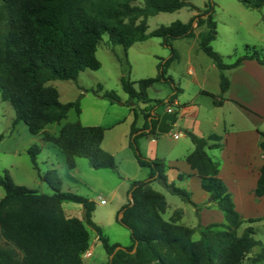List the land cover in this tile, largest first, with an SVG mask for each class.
<instances>
[{
	"label": "trees",
	"instance_id": "obj_1",
	"mask_svg": "<svg viewBox=\"0 0 264 264\" xmlns=\"http://www.w3.org/2000/svg\"><path fill=\"white\" fill-rule=\"evenodd\" d=\"M0 4V97L11 105L15 112L13 126L23 122L33 135L57 147L65 156L70 170L77 166V159H86L93 169L117 170L115 157L103 149L106 129L99 126H84L80 121L67 123L58 135L46 128L61 124L70 111L81 115V95L76 101L62 103L54 81L77 82L85 70L98 71L101 62L97 49L103 36L109 37L111 52L119 59L115 48L121 46L127 56L131 47L151 38L161 39L171 50V57L159 64L155 78L132 83L121 79L128 101L123 105L133 107L136 102L147 105L142 115L144 126L137 127L138 113L133 107L135 121L131 127L130 147L140 167L150 170L146 181H134L130 193L132 201L123 207L120 222L130 230L132 244L122 248L111 244L100 226L93 222L95 203L88 198L62 192V181L56 170L41 174L37 156L41 150L32 146L28 153L42 181L53 194H40L35 190L17 185L10 174L0 175V187L5 191L0 200V264H86L84 256L91 247V235L87 225L97 232L108 261L102 264H244L250 252L260 242L255 239L253 227L239 235L244 221L235 208L232 195L220 178L221 163L214 160L208 151L222 148V138L217 134L199 137L186 131L194 150L185 162L201 179V187L212 203L223 212L225 223L211 224L196 233L180 223L181 216L165 220L168 203L163 193L151 184L159 182L171 195L199 208L191 200V194L170 182L171 169L164 161L144 157L139 149V140L158 136L159 109L172 107L183 90L169 76L171 66L180 60L173 43L182 39H197L199 49L207 55L220 72L221 95L231 86L226 71L240 68L247 61H255L264 69V54L250 49L239 56L233 64L225 63L214 51L212 43L217 39L218 27L214 18V5L188 23L176 21L149 32L148 20L161 13H175L183 8L194 7L192 0H145V5H134L136 0H1ZM249 9H261L264 0H240ZM4 24V31L1 30ZM201 29L197 35L196 30ZM172 86L173 93L167 100L154 101L148 90L156 83ZM138 84V89L135 85ZM111 104L121 100L115 92H105L102 86L91 90ZM154 103V105H150ZM221 101L215 100L220 106ZM156 112V114H153ZM177 115V113H175ZM260 148L264 154V132ZM255 197H264V165L254 190ZM71 202L82 205L85 221L67 217L63 204ZM264 260V254L253 263Z\"/></svg>",
	"mask_w": 264,
	"mask_h": 264
},
{
	"label": "rangeland",
	"instance_id": "obj_2",
	"mask_svg": "<svg viewBox=\"0 0 264 264\" xmlns=\"http://www.w3.org/2000/svg\"><path fill=\"white\" fill-rule=\"evenodd\" d=\"M134 5L143 7L145 0H136ZM191 5L194 9L186 7L175 13H161L149 18V32L161 26L168 27L176 21L188 23L196 15L202 14L210 5H214L218 35L212 43V48L223 57L225 63L233 64L239 56L247 53L248 47L264 54V7L249 9L240 0H192ZM4 29V24H1V30L4 31ZM200 31L201 29H197L196 34L198 35ZM108 42L109 37L103 36V42L97 49V58L101 62L100 70L83 71L76 83L71 81L50 83L58 89L62 103L74 102L81 95L83 96L80 100V116L72 110L61 124L50 125L46 131L52 135H58L62 126L78 121L84 126L105 128L107 131L103 149L115 157L117 170L93 169L86 159H77L76 168L70 170L64 154L57 147L45 142L41 135L31 134L23 122L13 126L15 112L11 105L2 101L0 97V175L8 172L19 186L35 190L40 194H53L50 186L40 179L28 153L32 146H38L41 150L37 156L39 172L45 174L49 170H56L62 181L63 193L80 195L94 202L93 222L102 228L111 244L128 248L132 244L131 232L120 222L119 217L123 207L129 204L132 182L148 180L150 170L139 166L135 152L130 147L131 127L135 121L133 107L138 113L137 127L142 128L143 105L139 102H136L133 107L123 105L129 98L123 91L121 79L124 77L132 83H138L144 79L155 78L159 72V64L171 57V50L163 45L161 39L151 38L144 43L135 44L129 49L127 56L124 49L117 46L115 50L119 56L118 59L111 52ZM173 45L180 55V60L171 66L168 74L175 84L183 89L179 95L180 102L195 104L197 108L188 112L181 125L189 126L190 131L193 132V128L202 123L197 130L220 135L223 134L222 123L217 122L216 129L212 124L216 117H221V119L227 118L240 124L246 133L250 129L253 130L251 121L258 123L257 118L248 119V116L243 118L240 114L233 113V105H227L224 109L215 108L214 101L220 93V72L214 62L199 49L197 39L177 40ZM192 69L195 74L191 72ZM236 73H239L237 78L243 82V87L239 88L241 103L255 112H258L256 108L264 110L263 67L252 61L246 63L244 69L229 70L225 72V75L228 78H234ZM98 86H102L105 92H115L121 102L111 104L92 92L83 91L96 90ZM135 88L138 89V84ZM172 93V86L162 82L156 83L148 90L149 98L154 101H165ZM172 107L159 109L158 113L163 111L177 113L176 106ZM263 113L264 111L260 115ZM258 124L257 131L264 132V120ZM179 133L176 126L169 134H159V159L163 158L167 163H177V161L184 163L185 156L194 150V145L189 138H177L176 135ZM246 138L251 137L247 134ZM138 143L141 154L151 159L148 155L152 153L145 146L147 143L145 138ZM208 152L211 156V151ZM174 174L173 171L169 173L171 178ZM173 181L177 187L188 189L186 183L175 179ZM151 186L166 197L168 209L164 215L165 220L177 218V213L180 214L182 219L184 218L182 224L196 230L193 239L200 240L201 225L197 223L193 207L181 198L171 195L159 182H153ZM4 195L5 191L0 187V200ZM63 209L70 218L85 221V210L82 205L66 202L63 204ZM216 210L220 211L218 208ZM218 213L222 214V212ZM214 222L219 221L215 219ZM248 226L249 224H244L239 229V235H242ZM87 228L91 235V248L84 256L86 264L107 262L108 256L98 240L97 232L90 225H87ZM253 228L255 239L260 242V245L250 252L244 264H255L253 259L264 254V222L255 223ZM256 264H264V260Z\"/></svg>",
	"mask_w": 264,
	"mask_h": 264
},
{
	"label": "crops",
	"instance_id": "obj_3",
	"mask_svg": "<svg viewBox=\"0 0 264 264\" xmlns=\"http://www.w3.org/2000/svg\"><path fill=\"white\" fill-rule=\"evenodd\" d=\"M249 62L252 61L245 62L240 68L235 70L240 71L244 69L246 67V63ZM191 72L195 74L193 69L191 70ZM238 74L239 73H236L234 78H229L231 86L226 94L221 95L220 89V93L217 95L216 100L221 101L222 104L220 106H217L215 105L214 101L215 108L224 109L227 105H233V113L235 112L237 114H240L243 118H245L246 116H248V119L257 118L258 123H260L264 120V113L263 115H260V113H262V111L264 110L256 108L259 112L258 113L251 110L250 108H247L241 103L242 100L239 97V88L243 87V82L237 78ZM142 105L143 109L147 107V105L143 103ZM173 106H176L177 108L176 126L178 131L180 132L176 135V137L188 138L185 132H191L190 127L182 126L181 122H183V120L187 117L188 112L196 108V105L185 103L182 104L178 98ZM172 109L174 108L172 107ZM217 122L218 124L222 123L223 126V134H218L222 138V148L217 150H211V157L213 156L215 160L221 163L220 178L226 184L229 193L232 195L233 201L235 203V208L240 214L241 218L244 221L256 219L259 220L256 223H262L264 222V197L261 199H257L254 194V190L257 186L260 177V170L264 165V154L260 148V134L262 132L259 130L257 131L259 124L257 122L251 121L254 131L250 129V131L246 133L245 131H243L240 124L235 123L234 121H230L227 118L221 119V117H216V120L213 121L212 125L214 126V129H216L217 127ZM199 125H202V123ZM199 125L196 128H193V133H195L199 137H207L211 135L210 131L203 132L201 130H197L199 128ZM180 129L182 130V132L180 131ZM247 134L251 138L247 139ZM145 140L147 142L145 144L146 148L149 150L150 153H152L149 154L148 157H150L151 159L158 158L160 135L145 138ZM185 158L183 161L184 163L179 161H177V163H167L163 158L160 159L171 168L167 173L169 181L172 182L173 179H175L179 182L187 184L188 189L185 190L191 194L192 202L200 206L199 208H195L191 205L193 207V213L197 217V223L201 225V229L211 224L225 223V216L223 212L217 211V205L208 200L210 197L206 192L203 191L201 187V179L199 178L197 172L193 171L190 166L185 162ZM172 171L175 173L174 177H172L173 179L169 175V173ZM218 212H222V214ZM67 217L70 218V216ZM183 219L181 217V224L183 223ZM215 219H218L219 222H214ZM246 223L247 222H245L244 224ZM254 224H249L248 227H253Z\"/></svg>",
	"mask_w": 264,
	"mask_h": 264
},
{
	"label": "water",
	"instance_id": "obj_4",
	"mask_svg": "<svg viewBox=\"0 0 264 264\" xmlns=\"http://www.w3.org/2000/svg\"><path fill=\"white\" fill-rule=\"evenodd\" d=\"M153 114H156V112H153ZM159 124L157 127L158 134H169L171 131L176 127L177 123V115L169 112V111H163L162 113H159ZM182 132V130L180 129ZM133 197L130 193V201H132ZM209 201L212 202V198H209ZM124 216V213L122 212L119 219L121 220Z\"/></svg>",
	"mask_w": 264,
	"mask_h": 264
}]
</instances>
